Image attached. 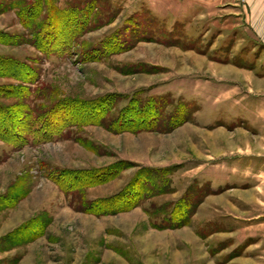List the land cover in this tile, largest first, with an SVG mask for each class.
I'll list each match as a JSON object with an SVG mask.
<instances>
[{
    "label": "rangeland",
    "instance_id": "1",
    "mask_svg": "<svg viewBox=\"0 0 264 264\" xmlns=\"http://www.w3.org/2000/svg\"><path fill=\"white\" fill-rule=\"evenodd\" d=\"M228 1L11 0L0 39L26 41H0V56L39 73L32 106L69 102L61 127L117 116L132 98L194 113L169 133L70 126L19 151L0 140V264H264V47L250 38L246 0ZM16 83L0 75V86ZM78 170L109 180L67 195L52 179L69 186ZM131 181L129 197L145 195L138 207L78 210L75 196L113 199ZM176 207L186 222L170 226Z\"/></svg>",
    "mask_w": 264,
    "mask_h": 264
},
{
    "label": "trees",
    "instance_id": "2",
    "mask_svg": "<svg viewBox=\"0 0 264 264\" xmlns=\"http://www.w3.org/2000/svg\"><path fill=\"white\" fill-rule=\"evenodd\" d=\"M8 1L9 4L5 3V1L0 2V13L10 10L11 0ZM25 14H28L29 16L31 14L30 10L28 9L25 12H18L19 17L22 20V24L25 27H28V25H30L32 22L31 20L35 18L36 15L32 19H30L25 18ZM49 19L50 18H48V20ZM0 41L9 45H18L25 43L26 38H21V36L3 35ZM34 44L37 49H39L40 51L43 50L38 47L36 42ZM103 57L105 56L96 57L94 59L100 60ZM0 75L12 77L19 82L16 84L0 86V99L7 98L15 100V102L11 104L0 103V140L5 142L6 144L11 145L16 151L29 146L31 143L33 145H41L48 142H55L57 140H60L65 134V132L63 131L64 128L66 127L67 129L70 126V128H72V126L83 127L85 125H97L104 127L114 134L125 132L138 134L149 131L169 133L177 127L188 122L191 118V114L194 113V111H182L180 110V108H178V110L171 115H165L164 109H166L167 105L165 107V104H163V98H152L149 99L146 103L132 98L130 104L123 108L117 116L110 115L112 111L111 109L109 113H106L104 115L97 114V116L99 117L96 116V119H94V117L87 119L77 118L71 121H67V126L61 127L60 123H58L59 121H55V119L60 113V110H66L69 107L68 101L61 100L50 108H46L44 110H41L40 107L32 106L29 103V99L32 96H37V90L32 89L31 85L39 81V73L36 74L33 69L27 67L18 60L0 56ZM108 106L113 105L110 103ZM121 163L124 164L126 162L120 161L113 167L118 169ZM89 170L75 171L78 174L85 175L83 176V180H77V176L73 178L70 177L74 181L71 182L69 186L64 183V177H62L63 181L60 179V177L52 176V179L63 191H65L67 195L81 192L85 189L96 186L102 182L105 183L109 180L107 178H104L103 181H98L100 179L98 177V175H100L98 174V171ZM75 172L68 171L67 173L73 174ZM136 182L131 181L130 184L121 193L113 197V199H98L86 203L83 198L79 199L77 196H75L78 201H84L83 205L78 203L79 206L83 207L81 209L78 208V210H84L85 212L96 215L115 214L119 212L130 211L138 207L140 202L142 201V198L145 196L142 195L141 192H138L132 197H129V190ZM127 197L128 199L126 201H121L122 204L120 206H115L116 202ZM186 205H188L187 201L180 202V206ZM179 208L180 207H176L173 211V214L169 219L170 224L167 223L168 225L171 226L174 224H185L184 222H186V220L184 219V217L183 220H179L176 217L178 215L177 211ZM154 224L156 225L157 223ZM166 227L168 226H158V228Z\"/></svg>",
    "mask_w": 264,
    "mask_h": 264
},
{
    "label": "crops",
    "instance_id": "3",
    "mask_svg": "<svg viewBox=\"0 0 264 264\" xmlns=\"http://www.w3.org/2000/svg\"><path fill=\"white\" fill-rule=\"evenodd\" d=\"M236 1L229 0L228 2L233 7H236ZM245 6L246 12L244 14L246 15V22L252 32L250 38L252 36L256 44L264 47V0H246Z\"/></svg>",
    "mask_w": 264,
    "mask_h": 264
}]
</instances>
